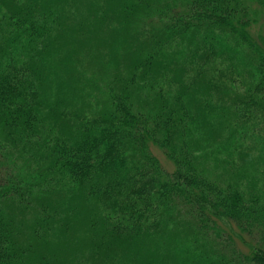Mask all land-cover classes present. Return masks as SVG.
Here are the masks:
<instances>
[{
	"label": "trees",
	"instance_id": "obj_1",
	"mask_svg": "<svg viewBox=\"0 0 264 264\" xmlns=\"http://www.w3.org/2000/svg\"><path fill=\"white\" fill-rule=\"evenodd\" d=\"M79 1L0 0V264H264V0ZM108 1L125 58L88 74Z\"/></svg>",
	"mask_w": 264,
	"mask_h": 264
},
{
	"label": "rangeland",
	"instance_id": "obj_2",
	"mask_svg": "<svg viewBox=\"0 0 264 264\" xmlns=\"http://www.w3.org/2000/svg\"><path fill=\"white\" fill-rule=\"evenodd\" d=\"M105 15L103 21L101 20L93 26L94 33L89 36L88 39H82L80 48L75 52V55L80 58L79 66L83 64L85 67L81 71L91 74V71L102 70L101 72L119 70L122 67V57L119 50L121 38L117 34L116 28L118 27L119 18L118 13L114 7V4L108 1L105 4ZM92 10V4L90 0H80L78 3V11L81 15H88ZM257 30L254 29V32ZM84 38V37H83ZM57 47H53L49 50L47 58L50 60H56L54 64L53 82L49 84L48 90L56 91L61 96L62 100L69 105H73L75 102L85 103V94L80 89L82 84L76 74H79L77 70H74L73 76L66 69V63L63 62L62 57L66 56L67 38L65 33L60 32L56 35ZM122 58V59H121ZM52 64H50L49 70L51 71ZM88 70L89 72H87ZM76 78H75V76ZM60 80V82H58ZM86 87V86H85ZM87 91H89L88 88ZM71 101V102H68ZM153 153L158 157L161 164L168 170H172L173 165L164 157V155L153 148ZM76 245V244H75ZM242 248H246L241 244ZM74 248V247H73ZM78 252V250L76 251ZM78 257L83 254L81 251L77 253ZM75 254H66L67 264H70L75 257Z\"/></svg>",
	"mask_w": 264,
	"mask_h": 264
}]
</instances>
